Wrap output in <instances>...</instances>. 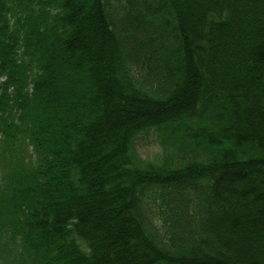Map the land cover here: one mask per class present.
<instances>
[{
	"label": "trees",
	"instance_id": "16d2710c",
	"mask_svg": "<svg viewBox=\"0 0 264 264\" xmlns=\"http://www.w3.org/2000/svg\"><path fill=\"white\" fill-rule=\"evenodd\" d=\"M0 264H264V0H0Z\"/></svg>",
	"mask_w": 264,
	"mask_h": 264
},
{
	"label": "rangeland",
	"instance_id": "374dc122",
	"mask_svg": "<svg viewBox=\"0 0 264 264\" xmlns=\"http://www.w3.org/2000/svg\"><path fill=\"white\" fill-rule=\"evenodd\" d=\"M140 158L146 163L159 164L164 158L165 151L160 141L153 139L148 140H139L137 144Z\"/></svg>",
	"mask_w": 264,
	"mask_h": 264
}]
</instances>
